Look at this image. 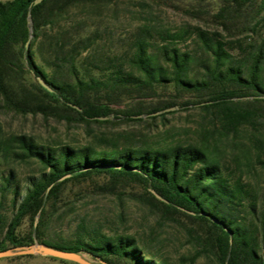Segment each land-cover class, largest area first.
Listing matches in <instances>:
<instances>
[{
    "label": "trees",
    "instance_id": "1",
    "mask_svg": "<svg viewBox=\"0 0 264 264\" xmlns=\"http://www.w3.org/2000/svg\"><path fill=\"white\" fill-rule=\"evenodd\" d=\"M126 1L0 0V106L88 136L50 145L0 128V251L37 242L95 264H174L148 239L171 224L192 260L264 264V0H190L183 12L204 27L176 29L150 17L154 0ZM247 34L256 39L236 58L228 39ZM189 38L195 48L183 49ZM190 110L201 118L189 137L166 128ZM122 124L146 127L94 129ZM22 164L30 173L18 179ZM94 198H108L116 220L74 210Z\"/></svg>",
    "mask_w": 264,
    "mask_h": 264
},
{
    "label": "rangeland",
    "instance_id": "2",
    "mask_svg": "<svg viewBox=\"0 0 264 264\" xmlns=\"http://www.w3.org/2000/svg\"><path fill=\"white\" fill-rule=\"evenodd\" d=\"M125 2L127 5L128 2L126 0ZM188 3H190V0H154L153 2H149V7H146L145 10L151 12L150 17L155 22L171 29L185 27L188 25H199L204 27L203 24L197 23L196 19L188 16L183 12L182 9L184 7H187ZM130 8L135 9L136 11L140 10L138 5L130 6ZM134 17L135 19H131L130 21L131 25L137 23L136 21H138L137 19L140 18V15L135 14ZM206 27L211 31L214 30V28H210V26H205V28ZM262 29L264 33V28ZM254 39H256V36L250 34L241 35L236 38H230L228 39V41H232L233 43H230V45H228L229 50L236 58H241L245 53V49L244 47H240L239 43L252 42ZM181 47L183 49H194L195 45L193 41L189 38L186 42L181 43ZM200 118L201 113L197 110L178 112L174 115H170L167 117V121H165V126L166 128L172 129L175 134L179 133L182 136H187L186 131H188L189 135L187 137H189V130L194 129L197 126V122L200 120ZM94 127V129H98V131H107L108 134H110L112 131L116 132L117 130L124 128L144 129L146 125L122 124L112 128H105L103 126ZM0 128L5 134V136L9 134H19L27 136L28 138L38 143L50 145L71 144L74 146H78L86 143L88 140V136L82 126L68 125L65 123V121H57L54 118L44 119L41 115L22 116L7 111L1 106ZM13 167L14 169H16L18 179H22L25 175L30 173V167L24 164L19 166L14 165ZM103 179V177H99L95 180L102 181ZM90 184L91 182L87 181L79 185L70 186V197L72 199L76 198V193L88 189L90 187ZM83 204H86L84 208H82ZM111 205L113 204L110 203L108 198L104 200H99L97 198L83 199L79 201L77 200L76 204L74 205V210L80 213L86 212L93 219L97 220H103L104 218L116 220L114 212L108 210L110 209L108 206ZM101 208H104L102 209L103 212H101ZM5 210L8 211L7 208ZM5 210H3V212L4 214H7ZM129 211L130 224L134 227V229L139 230V225L140 223H142L141 221L143 214L139 212L134 206L131 207ZM150 224H154L152 220L150 221ZM28 230L29 222L24 221L21 227L19 228L18 233L25 234ZM140 232L142 231L140 230ZM2 234L3 232L0 231V238ZM151 234L152 238L149 237L148 239L151 240V242L161 250V253L167 256L172 261V263L205 264V259L203 257L197 258L196 260H192L191 255L194 253L193 247L191 246V244L188 243L185 232L177 226L175 227L171 226V224H168L166 226L156 228ZM9 248L14 249L12 247ZM81 255L85 259L90 261L92 264L97 263V260H94L86 253H82ZM0 264H74V262H62L61 259L43 255H12L1 257Z\"/></svg>",
    "mask_w": 264,
    "mask_h": 264
},
{
    "label": "water",
    "instance_id": "3",
    "mask_svg": "<svg viewBox=\"0 0 264 264\" xmlns=\"http://www.w3.org/2000/svg\"><path fill=\"white\" fill-rule=\"evenodd\" d=\"M41 0H34V4L39 3ZM26 46H28V43H26ZM39 84L43 86L48 91H52V89L40 78H37ZM173 109V108H170ZM152 193L155 195L156 198L159 200H163L157 193L152 191ZM35 220V224H36ZM12 255H43V256H50L54 258H58L61 260L71 261L77 264H92L90 261L85 259L81 254L71 252V251H65L61 249H57L54 247H51L47 244H41V243H33L29 246H23L19 248L14 249H8L4 251H0V258L6 257V256H12Z\"/></svg>",
    "mask_w": 264,
    "mask_h": 264
}]
</instances>
